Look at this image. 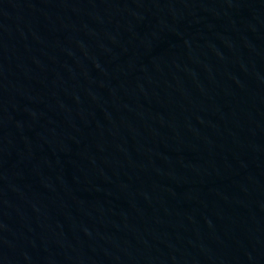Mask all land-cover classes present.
I'll use <instances>...</instances> for the list:
<instances>
[{
    "label": "water",
    "instance_id": "water-1",
    "mask_svg": "<svg viewBox=\"0 0 264 264\" xmlns=\"http://www.w3.org/2000/svg\"><path fill=\"white\" fill-rule=\"evenodd\" d=\"M0 264H264V0H0Z\"/></svg>",
    "mask_w": 264,
    "mask_h": 264
}]
</instances>
